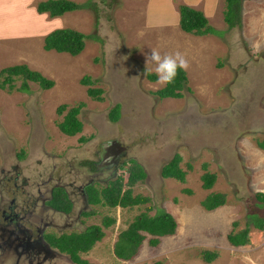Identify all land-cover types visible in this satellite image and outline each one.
<instances>
[{
  "label": "rangeland",
  "instance_id": "rangeland-1",
  "mask_svg": "<svg viewBox=\"0 0 264 264\" xmlns=\"http://www.w3.org/2000/svg\"><path fill=\"white\" fill-rule=\"evenodd\" d=\"M38 1L0 0V33L34 31L32 38L0 37V69L25 63L54 82L53 87L41 89L29 81L28 92L0 89L4 198L13 197L12 182L4 175L17 171L28 178V186L21 189L35 194L37 185L43 184L45 194L59 185L75 201L68 217L51 215L57 226L45 230L52 235L81 232L92 224L102 226L105 216L114 218L103 227L104 236L89 251L79 253L93 264H207L203 250L219 254L209 264H264V230L250 224L249 243L241 247L227 240L230 231L251 222V215L264 217V203L256 197L264 193V150L256 144L264 139V0H242L241 26L232 29L224 20V0H91L94 10L67 12L62 18L63 27L98 37L85 38L84 49L76 56L43 49L45 35L35 33L42 28L29 23ZM181 4L202 10L221 36L214 34L217 38L212 39L183 32ZM51 18L40 17L39 22ZM3 22L8 23L6 29ZM166 64H178L186 71L191 92L183 91L182 98L161 99L155 94L165 85ZM148 74H156V81ZM84 76L102 90L101 101L88 96V86L80 83ZM20 83L16 78L15 86ZM79 102L84 103L78 115L83 127L68 136L57 124ZM62 104L67 108L58 113ZM116 104L120 115L113 121L110 111ZM109 140L126 151L121 157L125 168L130 159L143 167L146 178L136 182L133 194L148 196L149 202L131 208L86 203L85 184L101 188L118 176L126 181L123 168L111 175L105 167L100 173L82 165L85 160L96 162L101 144ZM175 154L181 156L185 182L160 174ZM206 170L217 175L211 189L202 187ZM210 192H226L227 203L205 210L201 201ZM16 194L19 199L21 194ZM147 206H152L150 215L158 208L169 212L177 223L176 232L161 237L156 246L147 235L132 260H120L114 243ZM91 210L93 215L80 213ZM45 264L75 263L61 253Z\"/></svg>",
  "mask_w": 264,
  "mask_h": 264
},
{
  "label": "trees",
  "instance_id": "trees-1",
  "mask_svg": "<svg viewBox=\"0 0 264 264\" xmlns=\"http://www.w3.org/2000/svg\"><path fill=\"white\" fill-rule=\"evenodd\" d=\"M226 3V11L224 12V20L229 29L240 28L241 26V2L242 0H224ZM94 5L91 0L84 3H79L73 0H40L36 4V11L48 14L49 17H58L66 12L75 10H94ZM179 26L181 30L193 35H208L216 34L221 36V31L214 29L209 25L207 17L201 10L194 9L186 4L179 5ZM91 37L96 39L95 35H86L81 31L72 29L70 27L56 28L47 33L43 38V49L45 51L54 50L59 53H68L71 56H76L82 52L85 46V38ZM166 72L165 85L155 91V94L163 98H182L183 91L191 92L187 85V74L182 66L178 64H166L163 66ZM20 78L21 83L18 87L15 86V79ZM151 81H156V74H148ZM35 82L41 89H49L53 87L54 82L46 78L37 70L31 69L25 63L14 64L2 67L0 69V89L11 92L14 89L21 92H28L30 90L28 82ZM80 83L88 86L87 94L92 99L101 101L102 90L100 88L92 87L93 80L89 76H84ZM84 106L83 102L70 107L64 114L62 121L58 122L59 130L68 135L74 136L81 132L83 123L78 118L81 108ZM67 108V105L62 104L58 107V113H62ZM120 107L116 104L110 111V118L116 121L120 115ZM81 141L86 138L80 137ZM256 144L260 149H264V139L256 140ZM181 156L175 154L172 159L166 163L161 169V176L163 178H174L177 181L185 182L186 172L179 166ZM91 164V161L85 160L82 165ZM128 166L125 168L124 164L121 168L127 173L126 181L123 176H118L109 181L104 187L98 188L93 184L86 186L85 192L88 204L96 205L103 204L109 207L131 208L144 204L150 201L148 196L140 194H133V186L136 182L146 178V172L141 164L136 160L130 159ZM204 169L206 164L203 165ZM216 174L205 171L201 175L202 187L204 189H211L215 180ZM124 185L127 187L124 188ZM186 192H190L186 190ZM256 197L264 203V193H256ZM226 192H210L202 201V207L207 211H212L228 201ZM50 204L57 210L69 213L72 208V203L67 197L65 191L61 187L54 189L53 197ZM152 206H147L146 211L138 214L129 226L123 230L114 243L113 251L117 258L123 261L132 260L138 253L142 242L147 235L150 236L149 243L156 246L159 239L164 236L174 235L176 232L177 223L174 217L164 209L158 208L152 215L149 211ZM94 211H85L84 216L93 215ZM250 223H247L241 230L230 231L227 235L228 242L234 247H241L249 243L250 224L258 230H264V217L258 215L250 216ZM115 222L114 218L105 216L102 219V226L92 224L87 226L81 232L62 233L59 236L49 235V242L53 247L58 248L59 251L68 254L71 260L76 264H93L86 259L79 256L80 252L89 251L94 244L104 236L103 227L106 228ZM237 223L233 222L234 228ZM202 259L209 264L214 261L219 254L212 250H203L201 252ZM146 264V263H141ZM153 264H162L157 261Z\"/></svg>",
  "mask_w": 264,
  "mask_h": 264
},
{
  "label": "flooded vegetation",
  "instance_id": "flooded-vegetation-1",
  "mask_svg": "<svg viewBox=\"0 0 264 264\" xmlns=\"http://www.w3.org/2000/svg\"><path fill=\"white\" fill-rule=\"evenodd\" d=\"M111 141L114 140H109V142ZM114 142L115 148L109 145L106 150L98 153L96 162L91 161V164L83 166L94 167V170L96 172L100 171V173L104 172L105 169H102V167H105L112 175L113 170L123 166L121 157L126 153V151H123L124 148L122 146H118V142ZM104 143L108 142H103L101 148ZM110 156H113V158H108ZM14 170H16V167H14ZM4 177H7L5 178L7 181L12 182L13 197L7 201L2 195V190H0V264H45L56 259L64 252L59 251L58 248L50 244L48 236L52 234L46 232L45 229L57 226L56 220L51 216L52 214L69 216L75 205L70 192L58 185L52 186L44 194L40 186L43 184H38L34 194L29 190L21 189L25 187V184L28 186V178L24 176L21 178L19 172L15 171L13 175L5 173ZM109 181L111 180H107V183ZM46 182L49 181L46 180ZM89 184H85L82 188L87 204L85 189ZM57 187H61L65 191L72 203L69 213L57 210L50 204L54 189ZM78 189L82 190L80 187ZM16 193L21 194L19 199H17L18 195ZM84 212L80 213L83 215Z\"/></svg>",
  "mask_w": 264,
  "mask_h": 264
},
{
  "label": "crops",
  "instance_id": "crops-1",
  "mask_svg": "<svg viewBox=\"0 0 264 264\" xmlns=\"http://www.w3.org/2000/svg\"><path fill=\"white\" fill-rule=\"evenodd\" d=\"M216 1V0H215ZM10 4H12L10 2ZM189 6V5H188ZM1 7V6H0ZM193 7V6H191ZM9 8H12L10 7L9 5ZM194 8V7H193ZM13 9V8H12ZM9 10V9H8ZM75 11H78V10H75ZM81 11V10H79ZM202 11V10H201ZM72 12V11H70ZM203 12V11H202ZM67 13V12H66ZM64 13V14H66ZM204 13V12H203ZM64 14L61 15V16H58V17H53L51 18L50 20L47 19L46 22L43 21V22H39V18L40 17H45V16H48V14L46 13H41L39 14L36 10L32 9L31 10V16L29 17V23H32V24H35V26H39L41 27L42 29L38 32L35 31V33L39 36H42V34L46 35L47 33H49L50 31L54 30L55 27L57 28H64L62 25V18L64 17ZM204 15L209 18L207 16V14L204 13ZM49 17V16H48ZM50 18V17H49ZM11 21H13V19H11ZM56 22V24H54ZM62 23V24H61ZM209 23V21H208ZM38 24V25H37ZM8 27V23H2V28L3 29H6ZM45 28H47L46 30H44ZM50 29V30H49ZM184 32V31H183ZM186 33V32H185ZM189 34V33H187ZM34 35V31H30V30H22V31H4V33H0V37H3V38H17L19 36H21L22 38H32L30 36ZM193 35V34H192ZM209 36H212V39L213 37L214 38H217L215 36H213V34H208ZM208 35H203L204 37L208 36ZM196 36H199V35H196ZM51 51H54V50H51ZM56 52V51H55ZM59 53V52H58ZM27 65V64H26ZM28 66V65H27ZM29 67V66H28ZM31 68V67H30ZM32 69V68H31ZM35 70V69H34ZM38 71V70H37ZM40 72V71H39ZM41 73V72H40ZM261 150H264V149H261ZM228 240V239H227ZM229 243V242H228ZM230 244V243H229ZM232 246V245H231ZM234 247V246H233ZM219 257V256H218ZM217 257V258H218ZM216 258V259H217ZM215 259V260H216ZM213 262V261H212Z\"/></svg>",
  "mask_w": 264,
  "mask_h": 264
},
{
  "label": "water",
  "instance_id": "water-1",
  "mask_svg": "<svg viewBox=\"0 0 264 264\" xmlns=\"http://www.w3.org/2000/svg\"><path fill=\"white\" fill-rule=\"evenodd\" d=\"M110 143V144H109ZM114 141H111V142H108V143H104L103 145H102V150H106L107 148H108V146L110 145V146H113L112 148H115V145H114ZM105 157V156H104ZM103 157V158H104ZM113 158V156H110V157H108V158ZM107 158V159H108ZM105 161V160H104Z\"/></svg>",
  "mask_w": 264,
  "mask_h": 264
}]
</instances>
